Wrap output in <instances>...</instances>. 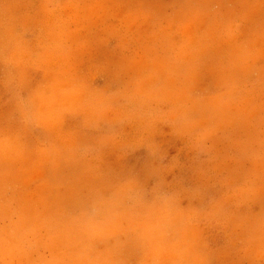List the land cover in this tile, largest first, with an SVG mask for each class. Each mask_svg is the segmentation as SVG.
Segmentation results:
<instances>
[{"label":"rangeland","instance_id":"374dc122","mask_svg":"<svg viewBox=\"0 0 264 264\" xmlns=\"http://www.w3.org/2000/svg\"><path fill=\"white\" fill-rule=\"evenodd\" d=\"M0 140V264H264V0H0Z\"/></svg>","mask_w":264,"mask_h":264},{"label":"crops","instance_id":"0c3cea01","mask_svg":"<svg viewBox=\"0 0 264 264\" xmlns=\"http://www.w3.org/2000/svg\"><path fill=\"white\" fill-rule=\"evenodd\" d=\"M83 7H86L85 5L83 6ZM67 13H81V12H75V11H68ZM32 88H33V86H31ZM26 97V96H25ZM22 111H27L26 109H22ZM10 141H13V142H21L22 140L21 139H17L16 137H11L10 138ZM0 142H1V140H0ZM18 153V155H19V160H17L15 163H17L18 165H16V166H21L23 163L21 162L23 159L25 160V163H26V161L28 160V153H26L25 151H20V152H17ZM14 155H12V157H13ZM38 159H42V156H39L38 155V157H37ZM125 159H129V158H125ZM42 161V160H41ZM21 162V163H20ZM12 163V160L10 161V164ZM42 164H43V162H42ZM11 166V165H10ZM15 166V165H14ZM46 168H48V166L46 167ZM72 189V199H73V201H74V196H75V190H77V195L79 194V191H80V187H72L71 188ZM71 189H68V191L69 190H71ZM70 195V194H69ZM78 203H80V199L78 200ZM73 204H74V202H73Z\"/></svg>","mask_w":264,"mask_h":264},{"label":"clouds","instance_id":"9594fccd","mask_svg":"<svg viewBox=\"0 0 264 264\" xmlns=\"http://www.w3.org/2000/svg\"><path fill=\"white\" fill-rule=\"evenodd\" d=\"M28 118L26 117V120H27Z\"/></svg>","mask_w":264,"mask_h":264}]
</instances>
